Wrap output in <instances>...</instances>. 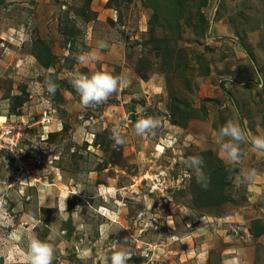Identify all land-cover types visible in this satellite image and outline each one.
<instances>
[{
  "label": "rangeland",
  "instance_id": "1",
  "mask_svg": "<svg viewBox=\"0 0 264 264\" xmlns=\"http://www.w3.org/2000/svg\"><path fill=\"white\" fill-rule=\"evenodd\" d=\"M198 1L185 0L174 32L169 0L155 10L148 0H0V131H22L16 145L0 140V264L33 234L52 244L53 264H103L117 243L132 250L128 264H221L228 256L264 264V255H245L263 246L244 226L259 208H241L262 181L264 155L241 144L232 163L216 143L229 120L264 136V0ZM39 40L47 68L33 55ZM98 40L108 43L101 60L78 63ZM76 71L108 72L122 86L81 109L70 82ZM141 117L161 121L155 135H135ZM117 125L125 143L114 150ZM190 156L203 160L207 178L215 165L235 172L226 168L222 189L209 179L203 188L182 163ZM154 176L165 186L150 192ZM222 194L225 203L202 205Z\"/></svg>",
  "mask_w": 264,
  "mask_h": 264
},
{
  "label": "clouds",
  "instance_id": "2",
  "mask_svg": "<svg viewBox=\"0 0 264 264\" xmlns=\"http://www.w3.org/2000/svg\"><path fill=\"white\" fill-rule=\"evenodd\" d=\"M108 43L105 40L96 42V50L86 53H81L75 56V59L80 64H93L101 60L100 50L106 49ZM72 88L77 93L79 99L77 106L81 109H86L90 106L100 105L108 100V98L121 85L118 77L113 76L108 72H93L86 75L76 71L71 76ZM45 89L50 95H54L57 85L51 80L45 82ZM161 126V121L154 117H141L134 124L133 129L135 135L146 138L155 135V130ZM113 143L111 147L115 150L125 143V138L120 134L119 126L112 129L109 137ZM175 141H169V146ZM216 143L219 149V155L232 163L240 161L242 150L241 144H250L251 150L260 155H264V136H252L243 129L239 122L229 120L221 126L216 134ZM182 163L186 168L192 170L195 174V179L203 188H207L208 178L202 171L203 160L199 156H190L183 160ZM249 177L255 175V171L249 172ZM75 194V193H73ZM69 195H66L67 198ZM64 198V200H65ZM65 203L63 201L62 211L65 212ZM79 206H77L78 208ZM151 207V206H150ZM67 212H65L66 214ZM185 214H189L186 212ZM67 219V215H65ZM146 226H152L149 223ZM63 233H61L62 235ZM54 248L51 243L40 240L33 234L27 242L26 247L17 246L8 256L9 264H53ZM132 258V250L118 244L114 248H110L102 257L103 264H128Z\"/></svg>",
  "mask_w": 264,
  "mask_h": 264
},
{
  "label": "trees",
  "instance_id": "3",
  "mask_svg": "<svg viewBox=\"0 0 264 264\" xmlns=\"http://www.w3.org/2000/svg\"><path fill=\"white\" fill-rule=\"evenodd\" d=\"M148 2L151 3V5L154 7V10L157 8V5L159 4V0H148ZM184 2H185V0H169V2H168V11H167L168 14L167 15L171 18L166 19V20L169 21L170 25L174 26V29L172 30L174 32L179 27V25L176 24V23H179L177 21L178 20L177 18H179V16H180V11H181V8H182ZM204 3H205V0H199L198 1L199 7L201 5H203ZM196 14H198V17H197L198 21L202 25H204L206 22L204 15L202 13H200L199 9H197ZM154 16H156V14H154ZM38 42L40 44V50L38 52H35L33 55H34L35 59L38 62H40V64H43L42 65L43 67L47 68L50 64L49 61L51 60L50 53H49V51H47L48 48H46V45L42 40H39ZM137 74L139 75L140 73H137ZM139 76H141V74ZM142 78H143V76H142ZM18 96L19 95H17L16 98H19ZM197 117H201V116L199 115ZM54 135H55L54 133H50L48 135V137H52ZM94 143L96 144V141ZM200 154L210 156L209 152H204V153H200ZM214 167H215V169L208 171V179L213 184V186L222 189L225 186V180L227 177L226 168H228L230 171H233L235 169H231L230 167L224 166V165H215ZM226 199L227 198L224 197L223 194L217 195L214 197L210 196L207 198L206 202L202 203V205L203 206H205V205L211 206L214 204L218 205V204H221V203L227 201ZM253 235L258 236V233L253 232Z\"/></svg>",
  "mask_w": 264,
  "mask_h": 264
},
{
  "label": "crops",
  "instance_id": "4",
  "mask_svg": "<svg viewBox=\"0 0 264 264\" xmlns=\"http://www.w3.org/2000/svg\"><path fill=\"white\" fill-rule=\"evenodd\" d=\"M50 132H55V131H50ZM231 172H233V171H231ZM234 172H235V170H234ZM255 198H257V199H255ZM226 200L228 201L229 199L227 198ZM254 200H257V201H255V203H254ZM225 202H223V203H225ZM254 204L256 205V207L259 208L257 210V215L254 217H251V218H246L245 219L246 221H244L245 222L244 226L247 229L246 235L249 238H253V239L258 240L257 242L261 243L263 246L257 247L254 244L251 245L252 249L248 250L245 254L246 256H248L250 258L255 257V254H258L261 256L264 255V175L262 176L261 183L255 184V186H252V188L250 186V190L248 192L246 191V200L244 202V206L241 208H249V210L251 211V208L254 207ZM214 205H217V204H214ZM246 216H251V215H246ZM253 232L258 233V236H254ZM186 237L187 236H185V238ZM192 252H196V254H193V256L196 255L197 258H200V256H201V254L199 252L204 254L202 251H200V248L198 246H196V250H194ZM229 257H231V256L223 258V260L221 261V264H232L233 261L231 259H228ZM225 261H227V262H225ZM207 263L208 262L198 263V264H207ZM234 264H237V262Z\"/></svg>",
  "mask_w": 264,
  "mask_h": 264
},
{
  "label": "built area",
  "instance_id": "5",
  "mask_svg": "<svg viewBox=\"0 0 264 264\" xmlns=\"http://www.w3.org/2000/svg\"><path fill=\"white\" fill-rule=\"evenodd\" d=\"M21 127L11 124H5L1 125V131H0V140H3L5 144L9 145H16L17 141L21 138ZM5 150H10L8 147L4 146ZM163 180L161 182V178L154 176L152 179H150V192H154L155 190H162ZM154 211L157 209L156 206H154ZM143 214L140 213L139 217H142Z\"/></svg>",
  "mask_w": 264,
  "mask_h": 264
},
{
  "label": "bare ground",
  "instance_id": "6",
  "mask_svg": "<svg viewBox=\"0 0 264 264\" xmlns=\"http://www.w3.org/2000/svg\"><path fill=\"white\" fill-rule=\"evenodd\" d=\"M160 148H161L160 145H157V146H156V149H157L158 151L160 150Z\"/></svg>",
  "mask_w": 264,
  "mask_h": 264
}]
</instances>
